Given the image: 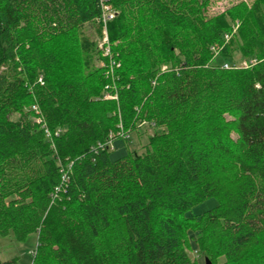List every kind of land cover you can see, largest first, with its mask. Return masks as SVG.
<instances>
[{
    "label": "trees",
    "instance_id": "trees-1",
    "mask_svg": "<svg viewBox=\"0 0 264 264\" xmlns=\"http://www.w3.org/2000/svg\"><path fill=\"white\" fill-rule=\"evenodd\" d=\"M107 3L108 54L85 29L102 0H0V234L36 231L32 264H197L195 228L214 259L264 264V0Z\"/></svg>",
    "mask_w": 264,
    "mask_h": 264
},
{
    "label": "rangeland",
    "instance_id": "rangeland-1",
    "mask_svg": "<svg viewBox=\"0 0 264 264\" xmlns=\"http://www.w3.org/2000/svg\"><path fill=\"white\" fill-rule=\"evenodd\" d=\"M239 0H211L209 6V15H215L219 12L224 11L231 5L235 4ZM251 2L252 0H247ZM107 22V23H106ZM104 21L102 17L97 21V24H87L85 29L92 37L97 41V47L102 52L109 47V34H108V21ZM101 31V33H100ZM108 35V42L105 43V37ZM220 45V43H218ZM234 60L240 61L243 59L240 53L234 54ZM223 59L221 56L215 59V63L222 62ZM115 65V62H112ZM100 65V64H99ZM109 98H112L111 93L108 94ZM107 95V96H108ZM19 115H14V119L18 118ZM157 129L144 126L143 128L133 132L130 136H123L122 134H117L113 142L114 149L112 150L111 157L116 160L132 152H144L149 144L150 137L155 134ZM233 135L235 133L233 132ZM218 205V199L210 198L204 202L198 203L194 206L184 217V219L192 225V222L197 224L199 221L198 215L203 214L205 211ZM194 225V224H193ZM199 227H197L198 229ZM190 233V234H189ZM198 231L193 228L189 230L187 234V240L185 249L191 257L192 261L197 264H225L226 258L224 256L217 257L214 259L212 256H209L206 252L202 251L198 245ZM191 236V237H190ZM38 245V233L36 231L30 232L27 234L25 239L20 240L16 237L15 233L11 230L8 234H0V259L3 261L11 260L13 258L18 259L19 264H32L34 259V250Z\"/></svg>",
    "mask_w": 264,
    "mask_h": 264
},
{
    "label": "built area",
    "instance_id": "built-area-1",
    "mask_svg": "<svg viewBox=\"0 0 264 264\" xmlns=\"http://www.w3.org/2000/svg\"><path fill=\"white\" fill-rule=\"evenodd\" d=\"M102 10H103V15H102V19L106 22V21H110L111 19H113L114 18V16H115V11L113 10V8H112V6L111 5H109L108 3H107V0H102ZM107 23V22H106ZM230 38H231V34H225V42H228L229 40H230ZM106 42H108V35L105 37V43ZM213 50H215V51H217V47L215 46V47H213ZM107 54L109 53V48H107L106 49V51H105ZM252 64L253 63V61H251V62H248L247 60H242L239 64H240V66H248L249 64ZM116 64V63H115ZM117 65V64H116ZM224 67L225 68H229L230 67V64L229 63H225L224 64ZM166 68V67H165ZM108 98L109 97H111V96H107ZM112 98H114V96H112ZM34 108L36 109V110H38V107L37 106H34ZM46 132H47V134L48 135H50V131H49V129H46ZM57 133V135H58V133H59V131H57L56 132ZM123 136H130V134H127V135H123ZM113 142H114V135L113 134H111L110 135V140H109V142H108V144L105 146L106 147V149H109V150H113L114 148V145H113Z\"/></svg>",
    "mask_w": 264,
    "mask_h": 264
},
{
    "label": "water",
    "instance_id": "water-1",
    "mask_svg": "<svg viewBox=\"0 0 264 264\" xmlns=\"http://www.w3.org/2000/svg\"><path fill=\"white\" fill-rule=\"evenodd\" d=\"M208 264H209V262H208Z\"/></svg>",
    "mask_w": 264,
    "mask_h": 264
}]
</instances>
